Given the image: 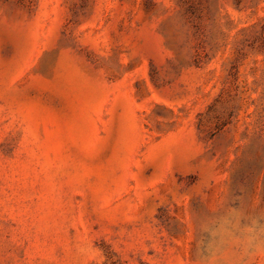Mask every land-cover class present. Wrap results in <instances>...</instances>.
<instances>
[{
  "label": "rangeland",
  "instance_id": "obj_1",
  "mask_svg": "<svg viewBox=\"0 0 264 264\" xmlns=\"http://www.w3.org/2000/svg\"><path fill=\"white\" fill-rule=\"evenodd\" d=\"M0 264H264V0H0Z\"/></svg>",
  "mask_w": 264,
  "mask_h": 264
}]
</instances>
